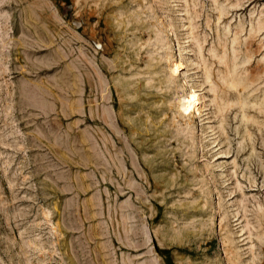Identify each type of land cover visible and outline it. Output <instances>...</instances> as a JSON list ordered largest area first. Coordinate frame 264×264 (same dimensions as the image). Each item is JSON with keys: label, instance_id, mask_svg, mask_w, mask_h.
Instances as JSON below:
<instances>
[{"label": "rangeland", "instance_id": "rangeland-1", "mask_svg": "<svg viewBox=\"0 0 264 264\" xmlns=\"http://www.w3.org/2000/svg\"><path fill=\"white\" fill-rule=\"evenodd\" d=\"M0 264H264V0H0Z\"/></svg>", "mask_w": 264, "mask_h": 264}, {"label": "bare ground", "instance_id": "bare-ground-1", "mask_svg": "<svg viewBox=\"0 0 264 264\" xmlns=\"http://www.w3.org/2000/svg\"><path fill=\"white\" fill-rule=\"evenodd\" d=\"M233 86V85H232ZM198 96H197V93H195V90L193 88H190V89H187L181 99H180V102L181 104L183 105L184 109L186 112H189L191 110H194L196 108L195 105L197 104L198 102ZM233 103V102H232ZM193 112V111H192Z\"/></svg>", "mask_w": 264, "mask_h": 264}]
</instances>
